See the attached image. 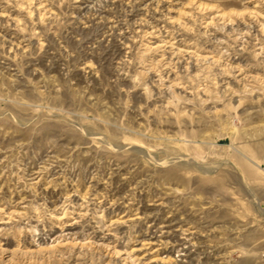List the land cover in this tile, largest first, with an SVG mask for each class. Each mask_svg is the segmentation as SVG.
Wrapping results in <instances>:
<instances>
[{
    "label": "rangeland",
    "instance_id": "374dc122",
    "mask_svg": "<svg viewBox=\"0 0 264 264\" xmlns=\"http://www.w3.org/2000/svg\"><path fill=\"white\" fill-rule=\"evenodd\" d=\"M0 264H264V0H0Z\"/></svg>",
    "mask_w": 264,
    "mask_h": 264
}]
</instances>
